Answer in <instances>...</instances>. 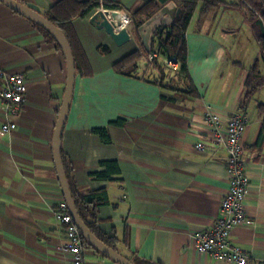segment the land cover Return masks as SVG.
<instances>
[{
  "label": "crops",
  "instance_id": "obj_1",
  "mask_svg": "<svg viewBox=\"0 0 264 264\" xmlns=\"http://www.w3.org/2000/svg\"><path fill=\"white\" fill-rule=\"evenodd\" d=\"M22 1L44 16L61 0ZM108 1L131 19L151 2ZM219 1L221 5L206 12L201 3L187 29L192 94L155 84L159 76L154 72L143 78L130 68L123 73L114 70L140 50L133 20L131 40L121 46L91 23L101 9L72 21L90 73L76 74L61 142L62 159L66 166H73L77 185L108 191L110 204L99 210V227L105 236H115L117 252L125 258L131 255L155 264H233L200 254L193 238L196 232L212 229L229 189L227 152L195 149L206 130L203 117L209 110L222 117L240 111L248 77L245 72L235 86L230 82L227 72L236 58L226 44L236 38L237 27L214 21L218 13L224 21H245L241 0ZM39 26L0 0V70L23 74L28 87L13 132L2 130L11 121L0 99V264H72L65 231L56 216L65 199L53 156L67 62L57 41L47 38ZM100 48L109 53H101ZM173 73L163 82L165 86L172 82ZM3 85L0 80V90ZM260 103L264 96L261 101L254 97L242 111L250 119L243 143L250 180L246 205L253 225L232 232V241L249 256L248 264H264V113ZM120 121L122 126L117 125ZM97 129H107L112 143L104 144L93 133ZM261 139L259 154L255 149ZM104 162L118 164L120 174L113 175L116 182L90 178L105 171ZM85 262L117 264L93 248H86Z\"/></svg>",
  "mask_w": 264,
  "mask_h": 264
},
{
  "label": "trees",
  "instance_id": "obj_2",
  "mask_svg": "<svg viewBox=\"0 0 264 264\" xmlns=\"http://www.w3.org/2000/svg\"><path fill=\"white\" fill-rule=\"evenodd\" d=\"M151 0V2L138 10L133 14V22L135 26V32L137 34L140 50L127 56L121 62L115 65L114 70L117 73H123L128 68L131 69V73H142L143 78L148 76L149 73H155L159 78L154 82L155 84L166 87L180 89L184 88L189 94L195 91L189 70H188V46L186 42V33L193 18L194 12L197 7L202 3L203 11L206 12L209 9L217 8L222 2L219 0ZM175 1L182 9L180 17L176 19L171 27L159 30L153 37L152 52H157L160 58L173 57L179 63V69L173 73L171 83L165 86L163 82L170 74V70L165 68L160 61V58L155 60L152 64L142 65V61L147 52L144 49L139 35L138 29L148 19L155 15L163 6L169 2ZM18 2L25 5L22 0ZM241 6L238 7L242 13H244L245 22L249 25L252 35L259 46V59L248 73L247 81L245 84V93L239 103V109L243 111L247 106L252 103L255 94L259 89L264 87V74L259 69L260 62L264 65V0H241ZM155 4V5H154ZM153 6V8H151ZM105 9L108 11H122L121 7L108 0H61L54 7H52L44 17L53 23L68 40L75 62L76 74L88 75L90 73L89 64L86 56L81 48L78 37L73 30L72 21L75 18H85L90 16L93 12ZM245 10V11H244ZM39 29L43 34L52 41L56 40L45 29L39 26ZM59 46V44H58ZM60 47V46H59ZM101 53H109L107 48H100ZM260 112L264 113V103L258 105ZM117 125L122 126L123 122H117ZM93 133L100 137L104 144H111L107 129H97ZM262 149V139L255 149L259 154ZM65 172L69 183L70 191L72 194L73 202L83 224L87 229L101 242L108 247L117 251V242L115 236H105L100 230L99 210L102 207L110 204L108 191L102 189L100 191H92L89 186H79L74 181V168L66 166ZM105 167V171L92 173L90 178L96 181H109L111 183L116 182L113 179V175L120 174L118 164L116 162H104L102 164ZM84 239V238H83ZM86 248L91 247L84 239ZM125 246H128V240L125 239ZM94 249V248H93ZM96 250V249H95ZM96 252L102 254L98 250ZM102 256H105L102 254ZM124 257V256H123ZM128 259L134 264H155L146 260L137 258L136 256H129Z\"/></svg>",
  "mask_w": 264,
  "mask_h": 264
},
{
  "label": "built area",
  "instance_id": "obj_3",
  "mask_svg": "<svg viewBox=\"0 0 264 264\" xmlns=\"http://www.w3.org/2000/svg\"><path fill=\"white\" fill-rule=\"evenodd\" d=\"M116 12L121 15L119 28H125L130 34L132 30L130 15L121 11ZM147 54L144 57L147 64H152L160 58L157 52L151 51ZM160 61L172 72L179 69V63L173 57L160 58ZM0 80L4 84L0 90V99L11 121L4 125L2 130L13 132L17 129L16 121L21 117L27 100L26 78L23 74H9L0 70ZM203 124L206 130L202 131L195 149L199 152L224 149L227 152L225 168L229 176V189L221 201L219 215L212 229L195 233L193 237L195 248L200 254L211 255L218 260L233 264H248L249 256L232 241V232L236 228L253 225L246 205L250 180L243 143L250 119L241 110L225 117L209 110L203 117ZM56 216L65 231L67 242L65 249L72 257V264H86V245L65 201L56 209Z\"/></svg>",
  "mask_w": 264,
  "mask_h": 264
},
{
  "label": "water",
  "instance_id": "obj_4",
  "mask_svg": "<svg viewBox=\"0 0 264 264\" xmlns=\"http://www.w3.org/2000/svg\"><path fill=\"white\" fill-rule=\"evenodd\" d=\"M1 1L8 7H10L13 11L42 26L49 34H51L61 47L67 62L68 79L66 85V94L63 100L54 133L53 156L59 184L75 225L78 227L82 237L91 247L98 250L115 263L134 264L123 257L121 254H119L116 250L99 241L87 229V227L83 224L80 217L78 216L73 202L62 159L61 149L62 136L73 99L76 79L75 62L68 40L53 23L48 21L40 13L32 10L31 8L23 5L16 0ZM181 13L182 10L179 9L174 2H170L169 4L164 6L157 14H155L152 18L147 20L142 26L139 27L138 33L147 53H150L152 51V40L156 32L162 28L170 27L175 22L176 18L181 15ZM91 23L99 29H104L107 34L112 37L114 43L118 46H121L131 40V35L129 34V32L125 28H119L121 26V15L119 14V12L101 9L91 18Z\"/></svg>",
  "mask_w": 264,
  "mask_h": 264
},
{
  "label": "rangeland",
  "instance_id": "obj_5",
  "mask_svg": "<svg viewBox=\"0 0 264 264\" xmlns=\"http://www.w3.org/2000/svg\"><path fill=\"white\" fill-rule=\"evenodd\" d=\"M202 17V16H201ZM230 20V18H229ZM228 19L221 20L220 13L214 16V21L216 24L220 23L221 26H224L228 23H234L237 27V36L232 42H227L228 52L236 58V60L231 62L228 68V75H231L230 82H233L234 86L244 75L245 72H250L257 60L259 59V46L254 39L249 25L239 18H232V21ZM201 20L197 22V26L200 27ZM236 62V63H235ZM259 69L264 74V65L260 62ZM262 89V90H261ZM259 92L255 94V99L260 100L264 96V87H262Z\"/></svg>",
  "mask_w": 264,
  "mask_h": 264
}]
</instances>
